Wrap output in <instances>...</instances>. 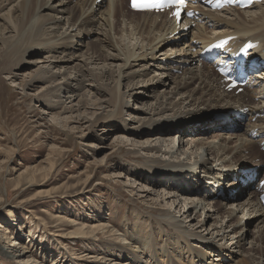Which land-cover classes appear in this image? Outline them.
<instances>
[{
  "label": "bare ground",
  "instance_id": "bare-ground-1",
  "mask_svg": "<svg viewBox=\"0 0 264 264\" xmlns=\"http://www.w3.org/2000/svg\"><path fill=\"white\" fill-rule=\"evenodd\" d=\"M122 3L119 0L100 3L97 0H75L74 3L72 0H0V74L15 77L18 73L13 68L33 63L34 74L21 85L33 89L41 84L36 100L46 110L60 106L58 118L66 123H79L75 126L78 132L84 119L81 116L89 113L90 107L98 110L91 113L95 122L91 127L95 128L97 123L104 136L111 134L115 120L125 114L129 120L142 122L137 128L129 127L128 123L118 130H125L123 134L133 138L146 135L143 141L131 139L133 147L127 151L145 160L141 168L145 183L139 189L134 186V180L125 186L130 191L137 188L138 198L146 203L138 202L145 208L152 207L160 216L163 225L159 230L160 242L152 238V233L137 232L143 236L138 240L146 246L143 250L155 259L152 264H160L159 258H167V264H177L169 257L166 246L158 249V245L165 243H169L172 251L196 255L200 264H208V251L202 252L204 246L213 247L219 257L222 255V261L226 256L223 252L235 250L246 253L243 264H264V206L259 200L257 183H253L254 174L264 178V150H260L264 148V62L256 71L254 86L236 93L210 64L198 60L207 44L227 35H237L233 42L236 46L249 39L255 41L257 46L252 55L264 60V1L248 9L225 8L220 12L198 4L195 9L199 17L188 23L185 18L181 23L175 22L168 12H134L128 8L126 11ZM62 17L66 18V27H61ZM94 26L100 28L98 35ZM89 32L96 33L94 41H86ZM76 49H79L78 55L72 52ZM32 53L40 57L27 61V55ZM157 56L163 65L156 66V74L150 75L151 63ZM196 60L180 76L173 74L172 71ZM148 92L151 98L144 96ZM62 95L70 103L76 102L68 105ZM131 98L141 100V106H131ZM203 108L217 111L216 114L232 109V113L224 119L218 116L207 119L206 124L203 121L180 123V119L194 117ZM86 121L90 123L91 118ZM198 126L204 129L202 136L190 138ZM207 129H215L212 137H204ZM230 130L233 133H224ZM117 138L121 142L125 139ZM176 138V146L169 148ZM249 148L246 162L242 163V153ZM180 155L185 157L180 159ZM131 177L136 180V173ZM218 187L223 188L224 194L216 197ZM229 190L235 193L230 195ZM225 201L230 203L227 205ZM238 212L241 217L236 216ZM244 215L251 219L240 226ZM66 221L72 227L68 232L72 237L99 232L110 236L112 230L103 222L86 225ZM207 221L210 222L207 224ZM253 221L259 223L255 224L257 232L249 241L250 246L242 247ZM8 233L6 228L0 235L1 240H9ZM177 239L182 240L174 244ZM137 244L132 245L134 251L138 249ZM192 246L205 255L195 253ZM3 250L4 256L19 264H36L31 259V249L24 243L13 240ZM87 259L93 264L102 263L94 255ZM128 260L119 264H145L139 255ZM180 260L183 264H196L194 260V263L189 259L184 261L183 257Z\"/></svg>",
  "mask_w": 264,
  "mask_h": 264
},
{
  "label": "rangeland",
  "instance_id": "rangeland-1",
  "mask_svg": "<svg viewBox=\"0 0 264 264\" xmlns=\"http://www.w3.org/2000/svg\"><path fill=\"white\" fill-rule=\"evenodd\" d=\"M101 1L98 0L97 3ZM119 1L121 3L123 1V9L127 11V0ZM72 2L74 3L75 0ZM62 20L61 27H66V18L62 17ZM94 28L98 35L100 28L98 26H94ZM95 34L89 32L86 41H94ZM84 44L80 45L83 47ZM78 51L79 49L72 50L76 55H78ZM38 57L40 56L32 53L27 55V61H36ZM189 62L181 69L172 71L173 74L180 76L184 69L193 67L197 61H193L191 64ZM159 64L163 65V62H160L157 56L151 63L150 75L156 74L154 70ZM13 69H15L13 72L18 73L15 77L6 73L0 74V235L8 228L10 237L9 240H5L6 242L0 238V264H19L15 259L10 260L2 253L4 252L3 247L13 243V240L24 243L31 249V259L36 264H93L88 262L89 255H94L95 258L102 260V263L96 262L95 264H119V262L130 260L134 255L143 258L145 264L154 263L155 259L146 250H143L146 246L138 241L139 238L143 239V236L141 234L138 236L137 232L145 231L148 235L152 233V238L154 237L160 242L162 235L159 230L163 225L160 223V216L157 212L152 211V207L145 208L143 204L146 202H142L138 198L140 196L137 191L139 185L145 183L143 182L145 177L141 174L145 160L127 153L133 147L130 145L131 139L137 142L143 141L146 135L133 138L123 134L125 130L121 129V132L118 130L119 127L127 126L128 123L129 127L133 128L132 125H135L134 127L137 128L141 126L142 122L129 120L125 114L122 119L115 120L116 124L112 127L111 134L104 136L101 133L102 127H97V123L96 129L91 127V123H95L91 113L96 111L97 107H90L87 110L90 114L85 113V116H81V119H84L81 120L82 126L78 132L79 130L75 126H78L79 123H66L62 118H58L57 114L62 110L60 106L46 110L36 100V95L41 90V84L33 89H26L21 85L34 74L36 66L33 63L28 66L20 65L19 68ZM4 72L6 71L4 70ZM159 89L161 90V87ZM149 94L150 92L144 96L149 97ZM151 95L153 96L152 93ZM62 98L68 105L76 102L70 103V99H66L64 95ZM140 102L141 100L131 98L130 104L138 108L141 106ZM147 102L149 105L150 101ZM209 110L207 108L199 109L200 112L196 116L179 121L183 125L200 121H203L202 124H206L208 123L207 119L213 118L217 112H209ZM89 118L92 121L90 123L86 121ZM200 126H198V130H195L194 135H190V138L202 136L201 132H204V129ZM185 131L187 135L188 130ZM214 131L215 129H207L204 137H212ZM232 131L224 133L231 134ZM117 136L125 139L122 142L118 141ZM126 138L130 140L127 141ZM175 143L177 144V138L174 140V144L173 142L169 144V148H172L173 145L175 147ZM87 145H94V147ZM260 148V150H264V148ZM248 150L250 148L242 153V163L246 162L244 160L249 154ZM187 152L190 153L189 150ZM184 157L180 155V159ZM128 172L129 177H127ZM133 173H136V180L131 177ZM261 177L259 175L257 179ZM133 180L135 181L134 186H137L138 189L130 191L125 184ZM198 183H200L199 180ZM227 192L231 195L233 192L235 193V190ZM223 194L224 191L220 196ZM225 202L227 205L230 203ZM181 203L183 204V202ZM156 209L154 208V210ZM199 212L201 214L202 210ZM241 215V212L236 213L237 217H241ZM65 219L75 220L78 224L83 222L86 225L103 222L112 230L110 236L107 232V234L99 232L94 234L95 236L72 237L68 234L72 227ZM250 219V216L245 218L244 215L240 226ZM210 221H207V224ZM255 224L259 223L253 221L248 226L242 247L250 246L248 243L253 240L255 232H257ZM169 231L171 232L170 229H168ZM133 235L137 238H132ZM179 240L182 239L175 240L174 244H177ZM135 243L138 246L137 251L133 250L135 248L132 245ZM193 244L197 245L195 242ZM164 246L169 249V257H172L177 264H183L180 260L181 257L184 258V261L189 259L200 264L197 262L196 255L189 254V252L183 255L181 250L172 251L169 243L158 245V249L162 250ZM170 246L172 245L170 244ZM197 247L199 248V244ZM123 249H125V253ZM192 249L195 253L205 255L193 246ZM212 249L213 247L204 246L202 250V252L208 251L206 253L208 264H243L244 258H247L245 252L237 253L234 250L223 252L226 256L223 257L225 261H222V255L219 257L218 253ZM141 254L142 256H140ZM115 256L118 257L115 258ZM158 262L167 264V258H159Z\"/></svg>",
  "mask_w": 264,
  "mask_h": 264
},
{
  "label": "snow or ice",
  "instance_id": "snow-or-ice-1",
  "mask_svg": "<svg viewBox=\"0 0 264 264\" xmlns=\"http://www.w3.org/2000/svg\"><path fill=\"white\" fill-rule=\"evenodd\" d=\"M208 3H211V0H207ZM186 5V0H158L155 4L148 5L144 4L143 6H153L157 8L158 10L164 6L167 7H175V12L172 13V15L176 18L177 22L181 21V16H182V9ZM131 6L134 9H138L141 7V0H131ZM189 16H192L193 13L189 12L187 13Z\"/></svg>",
  "mask_w": 264,
  "mask_h": 264
}]
</instances>
